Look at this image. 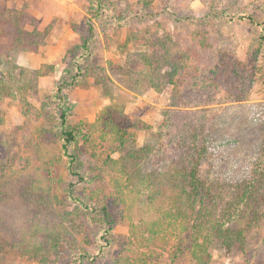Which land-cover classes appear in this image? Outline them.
<instances>
[{"label":"rangeland","instance_id":"374dc122","mask_svg":"<svg viewBox=\"0 0 264 264\" xmlns=\"http://www.w3.org/2000/svg\"><path fill=\"white\" fill-rule=\"evenodd\" d=\"M106 3L112 19L89 23L87 0H0V14L24 10L34 18L36 29L45 33L34 52L21 51L11 57L0 53L4 55L0 63V176L6 174L14 185L26 176L46 178L48 193L64 199L58 185L63 177V160L51 141L56 136L48 120L35 118L42 107L53 116L58 103L55 96L60 95L64 101H59L68 108L67 124L78 130L77 137L85 142L81 156L84 169L99 166L98 157L105 158L109 152L111 130L100 119L106 106L117 103L135 129L144 125L134 133L133 143L136 147L154 145L144 169L160 174L169 170L171 162V153L164 148L166 140L159 137L166 131L164 115L167 111L183 116L200 111L207 122L213 184L218 191L224 187V193L234 198L236 185L264 167V0ZM236 15H252L261 26L232 20ZM88 25L92 34H88ZM161 29L175 38L172 48L176 53L191 61L189 69L176 71L174 83L156 92L149 84L144 57L153 58L149 42ZM85 37L89 39V55L82 49ZM219 52L232 56L240 65L253 67L252 85L242 101L223 102L222 93L231 88L227 84L217 83L212 99L202 94L205 84L201 77L210 76ZM173 57L172 62L178 59ZM77 69L84 71L83 78L73 82ZM37 70L42 75L36 77L33 72ZM24 104L37 110L28 112ZM92 140L98 153L92 154ZM113 179V175L103 174L98 186L111 185ZM151 193L152 189L144 190L140 198L144 202ZM75 195L81 196L78 192ZM16 197L0 202V264H40L22 248L26 242L39 239L42 230L35 226L29 229L34 220H28L26 226L17 225L24 215ZM114 198L110 193L106 201L114 221L110 246L96 262L86 264H109L123 249H133L128 240L129 222L122 219V209ZM132 220L136 224L137 218ZM231 221L228 225L242 224ZM174 239L168 255L158 264H191L187 241ZM66 246H62L61 258L48 264H68L63 252ZM210 247V264H264V218L247 235L243 250L228 252L217 241ZM171 258V262L166 260Z\"/></svg>","mask_w":264,"mask_h":264},{"label":"trees","instance_id":"16d2710c","mask_svg":"<svg viewBox=\"0 0 264 264\" xmlns=\"http://www.w3.org/2000/svg\"><path fill=\"white\" fill-rule=\"evenodd\" d=\"M107 1L87 0L89 23L94 19H112ZM234 18L261 26L252 15L231 17ZM89 33L92 34L91 25H88ZM44 34L36 29L34 18L24 10L0 14V53L6 56L36 51L44 41ZM83 41L82 49L89 55L88 37ZM174 44L175 38L163 29L152 43L149 42L153 58H144L149 68V84L156 92H162L168 84L174 83L172 78L179 68H190L188 62L191 59H182L172 48ZM3 54H0V63ZM218 54L216 64L209 71L210 76L201 77L205 84L202 94L212 99L216 97L214 86L218 88L217 83L227 84L231 88L225 95L222 93L223 102L244 100L252 85L253 67L238 64L227 53ZM173 56L178 58L174 62L171 61ZM83 73L82 69H77L73 82L83 78ZM33 74L37 77L42 72L37 70ZM58 91L60 93V89ZM55 98L58 103L54 117L42 107L35 118L48 120L50 131L56 136L51 141L63 160L64 179L60 178L58 185L64 199L48 193L46 178L26 176L23 181L18 178L19 184L14 185L13 180L6 179V174L0 176V202L17 195L22 204L18 208L24 216L17 225L26 226L28 220H34L29 229L35 226L43 233L35 242H26L22 252L30 254L40 264H48L61 258L62 246L66 244L63 252L68 264L96 262L111 242L114 221L106 205L110 193L122 209V219L129 222L128 240L133 249H123L109 264H158L168 255L173 238L187 241L191 264H210V245L214 241L228 252L244 249L247 235L264 218V167L236 185L238 192L234 198L229 197L228 192L224 193L223 185L218 191L211 177L214 168L206 136L207 122L204 115L200 116V111L188 113V116L171 111L164 115L166 131L159 137L166 140L164 148L171 153V162L169 170L160 174L144 169L155 150L154 145L136 147L133 143L134 133L144 125L135 129L122 107L112 103L100 116L106 124L104 126L111 130L109 152L105 158L98 157L99 166L84 169L81 156L85 142L77 137L78 130L67 124L68 108L59 101L64 100L60 95ZM24 105L28 112L37 110L30 104ZM95 152L98 153V147L92 140V154ZM103 174L114 176L111 185L98 186ZM147 189H152L153 193L143 202L140 195ZM77 192L81 196L75 195ZM133 217L137 218L136 224ZM225 217L229 219L225 221ZM233 219L235 223H242L241 226L228 225ZM21 242L23 244V240ZM2 250L3 244L0 252ZM166 260L171 262L173 258Z\"/></svg>","mask_w":264,"mask_h":264}]
</instances>
